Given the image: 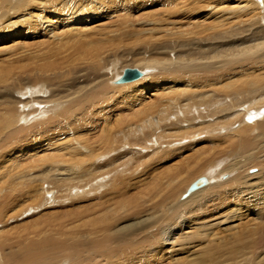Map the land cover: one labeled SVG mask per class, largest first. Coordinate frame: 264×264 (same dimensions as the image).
Wrapping results in <instances>:
<instances>
[{"label": "bare ground", "instance_id": "1", "mask_svg": "<svg viewBox=\"0 0 264 264\" xmlns=\"http://www.w3.org/2000/svg\"><path fill=\"white\" fill-rule=\"evenodd\" d=\"M25 1L0 19L36 39L0 51V264H264V0ZM146 139L186 154L118 153Z\"/></svg>", "mask_w": 264, "mask_h": 264}, {"label": "rangeland", "instance_id": "2", "mask_svg": "<svg viewBox=\"0 0 264 264\" xmlns=\"http://www.w3.org/2000/svg\"><path fill=\"white\" fill-rule=\"evenodd\" d=\"M161 1H163V0H135V1H133L135 4H136V6H138V11H144V12H150L152 9H153V11H155L156 13L158 12V10L160 9L159 7V2H161ZM26 1L25 0H22V3H25ZM0 11H1V13H3L1 16H0V19H7V17H8V11H7V9H5V0H0ZM140 8H145L144 10L143 9H141L140 10ZM5 11V12H4ZM135 12H137V11H135ZM134 12V13H135ZM136 14H138V13H136ZM105 20V21H104ZM108 20H110V18H104V19H102L101 21H99V23L98 22H95L96 24H100L101 22L103 23V22H106V21H108ZM94 23V25H96ZM20 29H22V28H20V27H18V28H11L9 31H8V35L9 36H16L18 33H19V31H20ZM21 34H24V32H22ZM0 40H1V37H0ZM34 43H36V39H34V38H30L27 42H26V40H25V37L24 38H18V39H16V41H13L12 43L10 42V40H8L7 42H5V43H1L0 44V51H2L3 49H5L6 47H8V46H10V45H12V47H11V49L9 50L10 51V53H12V54H14L15 55V57H16V55L18 54V52L17 51H15V49H22V50H25V48H26V44H27V46L28 45H31V44H34ZM140 55H143V54H140ZM7 57V55H5V56H3L2 55V53H0V59H3V58H6ZM10 59H14V56L12 55L11 57H10ZM123 60L125 59V56H123V58H122ZM120 68H119V71H121L122 73H121V75L123 74V71H124V69L125 68H127V67H129V68H137L140 72H141V74H143V72L141 71L142 69H141V67L140 66H136V65H127V63H122L121 65H118ZM149 71V70H148ZM147 71V72H148ZM102 72H104V71H102ZM106 72V71H105ZM145 74H147L146 72H145ZM21 76V77H20ZM16 77V76H15ZM14 77V79H11L9 82H8V84H11V82H13L12 84L14 85V84H22V83H25V80H26V78H25V80L24 81H22L21 82V78L23 77L22 75H17V77L15 78ZM140 77V76H139ZM18 79V80H17ZM20 79V80H19ZM137 80V79H136ZM3 84H0V86H2ZM24 85H22V87H23ZM83 86H87V84H79V86H77V87H83ZM36 88H37V85L35 84V85H31V88H29V89H33V90H36ZM28 92V91H27ZM27 92L26 93H23V94H19V93H17L16 94V91L14 92V94H15V96H16V98H18L19 99V97L21 98V99H25L27 96H30L29 94H27ZM39 95V94H38ZM45 97L47 96V95H49V92H46L45 94H43ZM26 100V99H25ZM20 101V100H19ZM24 101V100H23ZM11 102H13L14 103V105H13V107H15L16 109H17V107L15 106V105H17L18 103L15 101V100H13V99H11ZM31 106V105H30ZM34 106H37V103H35L34 104ZM29 108H31V107H29ZM29 108L27 109V108H25L24 110H22L21 108H20V111L19 112H22V114H24V112L23 111H27V110H29ZM198 109V112L197 113H195L194 112V110H193V108L192 107H190V109H189V114H187L186 115V117H184V118H182L181 120H180V122H186V119H187V117H189V116H191V117H195V116H197L198 117V119H204L202 122H201V124L202 125H207V124H211L210 122V118L207 116V115H204L203 114V107H198L197 108ZM114 111H119V109H114ZM106 113H108V116H111L112 115V113H111V111H107L106 110ZM25 115V117H27V115L26 114H24ZM262 115H261V113H258L257 115H256V117L255 118H257V119H259L260 117H261ZM165 117H167V116H165ZM30 119H32V118H30V117H28L26 120L27 121H29ZM25 120V121H26ZM19 125H22V122H20V124ZM213 125V124H212ZM175 127H177V126H175ZM119 130H120V133H118L117 135H116V137H118V139H119V143L121 144L122 143V139H123V137H122V135H121V132H123V134H124V136L126 137V138H128V128H127V126H121V128H119ZM93 131V130H92ZM166 132L167 133H170V134H168V136L169 137H175L172 133L174 132L173 130H166ZM120 136V137H119ZM181 143V142H180ZM180 143H179V141L177 140V139H174V140H172V139H170V140H166V141H162V143H161V147H162V149H153V146L155 145L154 143H152L151 142V140H149V139H146V141H144V143H140V144H137V145H139L140 147H137V146H131V145H128V144H126V146H122L121 148H119L118 149V153L120 152V153H123V151H122V149L123 148H127L128 146L130 147V149H123L124 151H137L138 153H142V154H145V153H149V154H153V153H157V152H159V151H169V152H171L172 150H176V149H178L179 148V145H180ZM177 145V146H176ZM120 146V145H119ZM151 146V148L149 149L148 147H150ZM176 146V147H175ZM173 147H175V148H173ZM180 149V148H179ZM88 150H89V148H83V149H81V151H84V152H88ZM181 150V149H180ZM169 152H165L164 154H166V153H169ZM181 152L182 153H179L180 155H182V154H186V152H183V150H181ZM228 153H232V150H229L228 151ZM180 155H179V157H180ZM183 156V155H182ZM178 157V158H179ZM8 166H9V162L7 161V159L6 158H4V157H2L1 159H0V167L1 168H8ZM171 166V165H170ZM104 169L105 168H102V170L104 171ZM255 169V170H254ZM256 170H257V168H251L250 169V171L253 173V172H256ZM42 171V169H36V171H35V173H38V172H41ZM204 177V175L203 174H201V176L200 177ZM228 176H229V174L228 173H223V174H217L215 177L214 176H212V177H210V176H205L204 178H205V180L207 181V178H210V179H208L209 181H215V182H217L218 180H223V179H226V178H228ZM199 178V177H198ZM197 178V179H198ZM216 179V180H215ZM213 181V182H214ZM212 182V183H213ZM214 182V183H215ZM48 188H50V186L48 187ZM102 191H104V188H101V189H92V191L91 192H93V193H91V194H89L90 196L91 195H99L100 193H102ZM61 194H64V195H66V191H63L62 193L60 192V195ZM47 195H50V194H48L47 193ZM92 197V196H91ZM27 215H28V213H27ZM26 215V216H27ZM177 236V235H176ZM176 236H175V238H176ZM169 243V242H168ZM167 247H169V246H167ZM165 252H167V249L165 248ZM51 264H66V262L65 261H59V262H56V263H51Z\"/></svg>", "mask_w": 264, "mask_h": 264}, {"label": "water", "instance_id": "3", "mask_svg": "<svg viewBox=\"0 0 264 264\" xmlns=\"http://www.w3.org/2000/svg\"><path fill=\"white\" fill-rule=\"evenodd\" d=\"M141 72L137 68H125L123 74L119 78V82H126L138 78ZM205 183L204 177H199L190 186V190L196 189Z\"/></svg>", "mask_w": 264, "mask_h": 264}]
</instances>
